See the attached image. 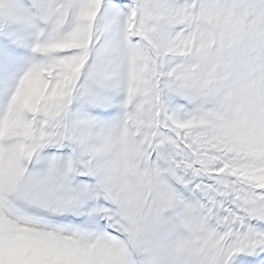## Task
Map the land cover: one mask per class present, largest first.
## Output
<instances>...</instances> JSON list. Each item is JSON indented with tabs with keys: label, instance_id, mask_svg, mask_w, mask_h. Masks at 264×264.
Masks as SVG:
<instances>
[{
	"label": "snow or ice",
	"instance_id": "snow-or-ice-1",
	"mask_svg": "<svg viewBox=\"0 0 264 264\" xmlns=\"http://www.w3.org/2000/svg\"><path fill=\"white\" fill-rule=\"evenodd\" d=\"M0 264H264V0H0Z\"/></svg>",
	"mask_w": 264,
	"mask_h": 264
}]
</instances>
